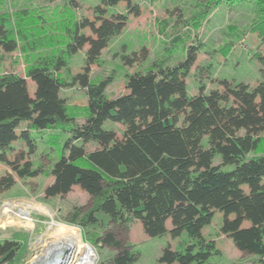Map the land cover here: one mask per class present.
<instances>
[{
  "label": "trees",
  "instance_id": "obj_1",
  "mask_svg": "<svg viewBox=\"0 0 264 264\" xmlns=\"http://www.w3.org/2000/svg\"><path fill=\"white\" fill-rule=\"evenodd\" d=\"M62 1L56 14L59 26L53 22L46 28L43 18L36 26L46 31L36 30L31 23L20 25L16 32L8 28L0 31L4 54L19 51L33 57L45 49L44 56L39 55L24 76L0 74V162L10 167L0 177V191L11 188L17 178L42 173L40 167L31 169L29 159L22 165L9 160L6 151L11 142L22 137L30 143L31 128L44 131L62 126L68 135L56 163V180L45 188V195L64 196L77 183L94 192V205L82 215L81 224H95L96 214L103 212L121 221L140 220L155 234L170 218L175 237L185 231L197 243L183 249L168 245L159 262L211 264L214 246L204 243L202 231L218 210L223 213L220 232L229 235L240 250L260 257V264H264V72L263 82L254 89L243 83H226L222 89L210 90L200 85L198 92L188 97L184 77L189 62L175 68L160 63L157 69L129 75L127 91L108 97L105 92L109 81L90 82L86 66L78 79L87 88L90 104L79 122L76 109L60 95L65 80L57 72L59 63L90 39L86 60L89 64L96 62L107 40L126 22V13L113 9L125 1L129 5L131 0H100L94 7V18L83 20L77 15L82 0ZM260 2L253 25L262 32L264 0ZM0 24L10 26L11 22L2 17ZM87 26L96 33L95 39L83 32ZM58 30L62 34L56 35ZM54 41L59 53L49 55L45 47ZM195 54L189 50L188 60ZM5 56L0 55V65ZM260 57L264 60L263 55ZM29 78L35 83L33 96ZM219 104L220 110L216 109ZM108 120L121 124L122 134L105 128ZM24 122L28 128L18 131ZM229 122L245 132H232ZM91 140L98 146L86 151L85 144ZM217 155L220 161L213 163ZM73 214L71 221L77 222L75 217L81 210ZM245 219H249V226L241 225ZM111 245H118L113 236ZM1 249L0 264H18L25 254L23 245L12 246L10 241ZM126 253L115 264H131L132 253Z\"/></svg>",
  "mask_w": 264,
  "mask_h": 264
},
{
  "label": "rangeland",
  "instance_id": "obj_2",
  "mask_svg": "<svg viewBox=\"0 0 264 264\" xmlns=\"http://www.w3.org/2000/svg\"><path fill=\"white\" fill-rule=\"evenodd\" d=\"M82 1L81 8L77 10L79 18H94L97 13L93 12L94 7L100 0ZM217 1L131 0L129 5L125 1L115 6L114 12L118 10L126 13V22L119 32L107 40L98 60L90 64L86 60L87 51L92 44L90 39L77 52L70 56L66 54V61H61L57 69L65 80L64 86L60 88V95L67 105L76 109L77 121L84 120L85 111L90 104L87 88L78 79L86 66L90 82L105 79L109 81L105 92L108 97L127 91L126 81L129 75L136 71L144 73L149 69H157L160 63L165 64L164 67L175 68L182 62H189V69L184 77L188 97L194 96L200 85H205L207 90L222 89L226 83H243L252 89L256 88L259 82H263L264 60L260 55L264 56V30H257L253 25V18L262 2ZM62 4V0H0V20L5 17L11 22L10 26L0 24V31L8 28L16 32L20 25L26 23L43 31L53 22L59 26L56 14ZM43 18L47 20L46 26H36L39 21H44ZM48 31L51 33V30ZM83 32L94 39L97 37L89 26L83 28ZM60 33L58 30L56 35ZM45 48L50 51L49 55L57 54L60 50L55 41ZM189 50L196 53L191 60H188ZM4 53L0 47V55H6L0 65V74L24 76L34 60L39 55L44 56L45 49L38 50L33 57L19 51ZM27 81L29 92L33 96L35 83L30 78ZM220 108L221 104L216 105V109ZM27 125L26 122L20 123L17 130L27 129ZM229 125L234 133L245 132V129H239L231 122ZM104 127L114 129L117 134H122L124 128L111 120L106 121ZM67 135L68 131L62 126L44 131L31 128L29 137L34 146L22 137L11 142L6 151L7 158L15 160L19 165L29 159L31 169L40 167L42 173L35 177L17 178L11 188L0 191V251L6 241H10L12 246L20 244L25 247V254L18 264H42L38 260L55 237L51 236L52 232L55 233V227H51L53 220L80 232L83 242L91 245L96 252L95 264H115L120 257L127 256L126 252L132 253L131 264H163L159 262V257L168 245L173 249H183L188 244L197 243L185 231L175 237L171 231L170 218L165 220L163 230L155 234H151L140 220L121 221L103 212L96 214L97 219L92 222L95 224H81L82 215L94 205V192L80 183L75 184L64 196L47 197L45 188L56 180V163L60 162ZM261 135L264 138V130ZM203 142L208 146L206 137ZM97 146V142L91 140L85 144V150L90 151ZM21 152H24L23 157L20 156ZM65 155L68 157L67 150ZM219 161L220 155H217L213 163ZM7 171H10V167L0 162V177ZM7 204L11 208L8 212H3ZM38 207L45 209L43 211ZM78 208L81 214L78 218L75 217L77 222H72L73 211ZM19 210L27 211L30 215L26 219L19 217ZM222 221L223 213L217 210L211 223L202 231L204 243L214 246L209 259L211 264H260V257L240 250L229 235L220 232ZM25 222L30 223V227L25 226ZM250 224L249 219H245L241 225ZM58 236L61 239L66 237L63 234ZM112 236L116 239L117 246L111 245Z\"/></svg>",
  "mask_w": 264,
  "mask_h": 264
},
{
  "label": "bare ground",
  "instance_id": "obj_3",
  "mask_svg": "<svg viewBox=\"0 0 264 264\" xmlns=\"http://www.w3.org/2000/svg\"><path fill=\"white\" fill-rule=\"evenodd\" d=\"M10 208V204H7L4 206L3 212H8ZM38 208L43 211L45 209L41 207ZM17 215L26 219V216L30 214L27 211L19 210ZM51 223V227H55V233L52 232L51 236L55 237H53V239L48 243V246L38 260L39 263L42 262V264H45L46 262H50L51 264H95V250L91 245L88 243L85 244L83 242L80 232L77 229L71 226L59 224L54 220ZM29 224L30 223L28 222L24 223V225L27 227H30ZM61 234L65 235L66 237L62 239L59 238L58 235Z\"/></svg>",
  "mask_w": 264,
  "mask_h": 264
},
{
  "label": "water",
  "instance_id": "obj_4",
  "mask_svg": "<svg viewBox=\"0 0 264 264\" xmlns=\"http://www.w3.org/2000/svg\"><path fill=\"white\" fill-rule=\"evenodd\" d=\"M45 264H51L50 262H46Z\"/></svg>",
  "mask_w": 264,
  "mask_h": 264
}]
</instances>
